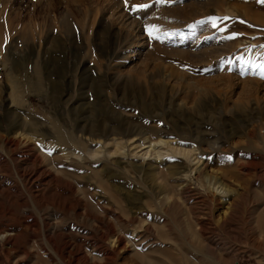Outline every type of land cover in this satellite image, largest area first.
<instances>
[{
    "label": "rangeland",
    "instance_id": "374dc122",
    "mask_svg": "<svg viewBox=\"0 0 264 264\" xmlns=\"http://www.w3.org/2000/svg\"><path fill=\"white\" fill-rule=\"evenodd\" d=\"M258 65L264 0H0V264H264Z\"/></svg>",
    "mask_w": 264,
    "mask_h": 264
},
{
    "label": "bare ground",
    "instance_id": "6f19581e",
    "mask_svg": "<svg viewBox=\"0 0 264 264\" xmlns=\"http://www.w3.org/2000/svg\"><path fill=\"white\" fill-rule=\"evenodd\" d=\"M131 56V55H130ZM104 126V125H103ZM2 135H4V134H2ZM19 135V134H18ZM17 135V137L15 138V143L17 144L19 141H20V136H18ZM71 135H73L72 133H69V136H71ZM27 136V138H28V134L26 135ZM24 137V136H23ZM59 137H61L62 139H64L65 140V138H67L68 136L67 135H62V134H60L59 135ZM30 140H28V142H29ZM11 142V141H10ZM141 143V142H140ZM146 143V142H145ZM143 144L144 143H142L139 147L141 148V146H143ZM117 145H119V144H117ZM116 145V146H117ZM123 147V146H122ZM139 147H137V150L139 149ZM156 147V143L155 142H151L148 146H146V147H142L143 149L144 148H155ZM118 149V148H117ZM150 149H148L146 152H144L143 153V155H147L151 150ZM156 149V148H155ZM136 150V149H135ZM142 150V149H141ZM140 150V151H141ZM161 153H159V155H160ZM197 159V158H196ZM197 162V161H196ZM197 165V164H196ZM194 171H195V169H194ZM12 235H14L13 233H9V232H6V233H3V235H2V238H5V239H7V238H10V237H12ZM108 258V257H107Z\"/></svg>",
    "mask_w": 264,
    "mask_h": 264
},
{
    "label": "snow or ice",
    "instance_id": "6c2138e0",
    "mask_svg": "<svg viewBox=\"0 0 264 264\" xmlns=\"http://www.w3.org/2000/svg\"><path fill=\"white\" fill-rule=\"evenodd\" d=\"M125 3L127 4V0H125ZM137 7H146V5H138ZM153 30L150 29L149 30V35H152ZM258 67H261L262 69H264V65H258ZM261 75L264 76V71L261 72Z\"/></svg>",
    "mask_w": 264,
    "mask_h": 264
}]
</instances>
